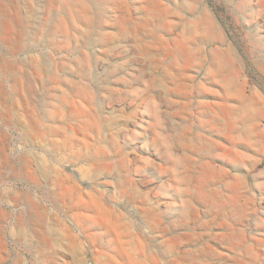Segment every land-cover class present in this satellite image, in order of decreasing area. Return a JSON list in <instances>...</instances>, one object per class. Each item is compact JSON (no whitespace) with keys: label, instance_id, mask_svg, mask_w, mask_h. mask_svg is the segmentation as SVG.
I'll use <instances>...</instances> for the list:
<instances>
[{"label":"rangeland","instance_id":"rangeland-1","mask_svg":"<svg viewBox=\"0 0 264 264\" xmlns=\"http://www.w3.org/2000/svg\"><path fill=\"white\" fill-rule=\"evenodd\" d=\"M5 71L0 264H264V0H0Z\"/></svg>","mask_w":264,"mask_h":264},{"label":"bare ground","instance_id":"bare-ground-1","mask_svg":"<svg viewBox=\"0 0 264 264\" xmlns=\"http://www.w3.org/2000/svg\"><path fill=\"white\" fill-rule=\"evenodd\" d=\"M10 63V62H9ZM21 63H23V62H19V64H21ZM7 64V63H6ZM13 66V65H12ZM22 66V68H21V70L19 71V73H20V76L23 78L22 79V85H23V88H25V93H30V92H35L37 89H39L40 88V86H38L37 84V88L34 86V83H32V82H30L29 81V79H28V77L29 76H27V69H26V67H25V69H24V67H23V64L21 65ZM11 67V66H10ZM14 67V66H13ZM16 68V67H15ZM17 69V68H16ZM19 69V68H18ZM44 71H45V67L44 66H41V67H39L38 68V73L40 74V75H42V74H44ZM14 73H16V71L14 72ZM29 75H30V73H29ZM0 78L2 79V80H6L7 79V72L5 71L4 72V74L3 73H0ZM13 78V77H12ZM9 80H11V79H9ZM41 83V82H40ZM3 84V83H2ZM42 86V85H41ZM14 90V89H13ZM12 90V91H13ZM15 92V91H14ZM13 92V93H14ZM7 93V92H6ZM12 93V92H11ZM5 96V95H4ZM9 98V97H8ZM13 102V101H12ZM3 104V103H2ZM4 106L6 107V112L9 114V112L7 111L8 110V108H13L14 107V105L13 104H10L9 103V100H8V102H7V99L4 101ZM2 109H3V107H2ZM35 109V108H34ZM5 111V110H4ZM6 116H8V115H6ZM9 123L10 124H12V123H15V124H21L22 125V123L21 122H19V121H15L14 120V118L9 114ZM21 121V120H20ZM29 125V124H28ZM27 128V127H26ZM47 134H49V133H47ZM23 138H31V139H33V140H38L39 141V139L41 138V132L40 131H37V132H35V131H31V132H28V130L27 129H25L24 130V132H23ZM49 140H48V144H49ZM46 143V144H47ZM54 143V142H53ZM51 145V144H50ZM55 145V144H54ZM44 148H45V146H44ZM53 149H55V148H53ZM49 150V149H48ZM25 154H27V153H25ZM27 156H28V154H27ZM20 157H21V155H20ZM1 161V160H0ZM34 162H37L36 164H38V166L37 167H35L34 169H32V173L33 172H35V173H37V171L40 173L41 171H47V170H49L51 167V165H49L48 163H46L45 161H43V160H41L36 154H29V157H28V160H27V164H33ZM25 165V164H24ZM12 167V163L8 160V158H6L5 157V159L3 160V163L2 162H0V177L1 176H3V174H4V172H5V169H6V167ZM25 167H26V165H25ZM22 169H23V164L22 165H20L19 166V168H18V170L22 173ZM41 170V171H40Z\"/></svg>","mask_w":264,"mask_h":264}]
</instances>
